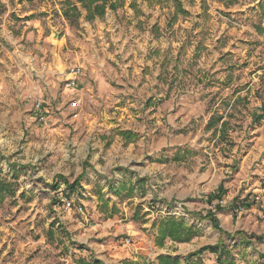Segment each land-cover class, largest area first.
I'll use <instances>...</instances> for the list:
<instances>
[{"label":"rangeland","instance_id":"obj_1","mask_svg":"<svg viewBox=\"0 0 264 264\" xmlns=\"http://www.w3.org/2000/svg\"><path fill=\"white\" fill-rule=\"evenodd\" d=\"M63 1L0 0V177L14 190L0 200V264H158L166 251L184 264L192 245L220 240L235 264H264V219L238 205L213 216L229 236L212 225L220 237L154 247L162 220L194 232L203 216L172 206L142 227L140 198L163 164L216 168L229 197L241 177L264 187V0H121L92 19L70 0L71 23Z\"/></svg>","mask_w":264,"mask_h":264},{"label":"crops","instance_id":"obj_2","mask_svg":"<svg viewBox=\"0 0 264 264\" xmlns=\"http://www.w3.org/2000/svg\"><path fill=\"white\" fill-rule=\"evenodd\" d=\"M167 167L168 166L166 164H163L162 167H158L157 171L151 170L149 171V173H147V175H142V190L140 193L142 206H144L147 210L152 211V215H150V213H145L144 221H142V227H145V225L148 226L149 221L155 222L157 218H164V214H168L169 211H172V209L170 210V207L172 206L174 213L180 214L181 211H192L194 214L202 215L204 217L200 219V222L196 221L195 223V227H197V229L194 230L196 231V235H198L197 233H200V236L211 234V232H216V235L220 237V232L218 230L212 231V222L210 221V219L205 217L206 214L210 215L212 213L215 218L219 219V213L224 212L225 209L217 211L216 206L220 208L222 206L238 205L237 207L241 209V214L250 218L258 217L259 219H264V214L262 213L259 205L253 201L254 193L264 190V187L259 184L258 180H255L253 178L249 179L241 177L239 186L242 187H240L241 190L237 191V199L236 197H234L235 195L229 197L228 195L225 196L224 194L223 198L226 199V204L220 205L217 203V198L211 197V195L216 191V187L218 186V184L224 180L223 175L221 173H218L216 168L210 169V167H207V169L202 171H200L199 168H181L169 173L167 171ZM156 177L161 178V182L164 181L165 186L163 188L156 189V187L152 185L151 180L154 181V178ZM214 184L215 187L213 189L212 186ZM223 188H226V186L223 185ZM238 213L239 212L236 211V214ZM227 218H230V220H232L231 215L225 218L228 221L229 219ZM222 233L227 236L230 235L229 231H225L224 229H222ZM154 234V247H159V245L166 246L168 243L166 239H169L171 243H174L176 245H178L177 243H179L172 240L168 236L162 239L158 230L154 232ZM196 235H194L192 239L189 240L190 243L193 242L194 239L198 238V236ZM222 238L223 237H221V239ZM213 244L216 243L197 242L196 245H192L191 250H189L193 252L203 246ZM116 250L118 252H122L123 255L120 253L122 256H126L124 253V251L126 250L125 247ZM140 251L142 252V248H140ZM160 254L170 255V253L167 251Z\"/></svg>","mask_w":264,"mask_h":264},{"label":"trees","instance_id":"obj_3","mask_svg":"<svg viewBox=\"0 0 264 264\" xmlns=\"http://www.w3.org/2000/svg\"><path fill=\"white\" fill-rule=\"evenodd\" d=\"M118 1L121 0H78L81 6L86 10V18L92 19L96 15H102L105 12V8L115 9L117 7ZM66 7L61 8L63 16L71 23L77 21L80 17V12L78 7L71 2L70 0H64L62 2ZM264 116V105H261L258 109V113H254L255 120ZM226 125V121L222 120L220 123V128ZM123 139L128 140L132 133L129 132H120ZM1 172V169H0ZM57 186V184H56ZM74 186L70 185L71 190ZM12 184L5 181L0 177V200H3L5 195L13 193ZM211 197H215L218 200L224 197V192L221 187L217 188ZM208 218L212 222L214 228L222 231L216 221L213 220V214L208 215ZM159 233L162 239L166 236L170 237L176 242H188L196 235V231H192V228L183 223V221L178 218H168L162 220L159 223ZM228 246L224 244L223 241H219L213 245L203 246L193 252H190L183 258L184 264H199L196 260H193L194 257L199 256L202 252L208 251L216 255V260L218 264H235L233 257L230 255ZM76 262L78 264H106L99 259L86 260L83 257H79ZM127 264H141L139 262L129 261ZM142 264H149L148 262H143ZM158 264H181V260L178 257H172L170 255H160L158 257Z\"/></svg>","mask_w":264,"mask_h":264},{"label":"built area","instance_id":"obj_4","mask_svg":"<svg viewBox=\"0 0 264 264\" xmlns=\"http://www.w3.org/2000/svg\"><path fill=\"white\" fill-rule=\"evenodd\" d=\"M67 75L68 77L66 78V86L69 88H77L79 85V77L81 75V67L79 65L72 66L67 70ZM37 106H39V103ZM40 119H43V116H40ZM253 201L259 205L262 213L264 214V190L254 193ZM217 203L224 205L226 204V199H220ZM66 205L69 206L70 202L66 201Z\"/></svg>","mask_w":264,"mask_h":264}]
</instances>
